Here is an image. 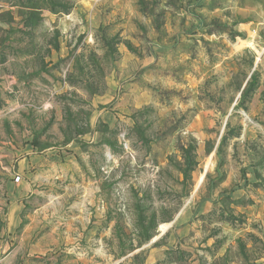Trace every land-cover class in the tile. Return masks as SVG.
<instances>
[{
	"label": "rangeland",
	"instance_id": "obj_1",
	"mask_svg": "<svg viewBox=\"0 0 264 264\" xmlns=\"http://www.w3.org/2000/svg\"><path fill=\"white\" fill-rule=\"evenodd\" d=\"M0 264H264V0H0Z\"/></svg>",
	"mask_w": 264,
	"mask_h": 264
},
{
	"label": "built area",
	"instance_id": "obj_2",
	"mask_svg": "<svg viewBox=\"0 0 264 264\" xmlns=\"http://www.w3.org/2000/svg\"><path fill=\"white\" fill-rule=\"evenodd\" d=\"M18 180H19V178H18ZM18 180H17V181H18Z\"/></svg>",
	"mask_w": 264,
	"mask_h": 264
}]
</instances>
